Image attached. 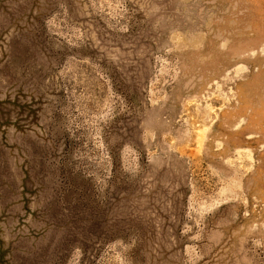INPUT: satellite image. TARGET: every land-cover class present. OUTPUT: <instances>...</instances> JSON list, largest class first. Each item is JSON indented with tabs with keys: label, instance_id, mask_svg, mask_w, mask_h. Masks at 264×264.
Segmentation results:
<instances>
[{
	"label": "rangeland",
	"instance_id": "1",
	"mask_svg": "<svg viewBox=\"0 0 264 264\" xmlns=\"http://www.w3.org/2000/svg\"><path fill=\"white\" fill-rule=\"evenodd\" d=\"M0 264H264V0H0Z\"/></svg>",
	"mask_w": 264,
	"mask_h": 264
}]
</instances>
